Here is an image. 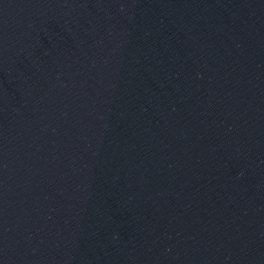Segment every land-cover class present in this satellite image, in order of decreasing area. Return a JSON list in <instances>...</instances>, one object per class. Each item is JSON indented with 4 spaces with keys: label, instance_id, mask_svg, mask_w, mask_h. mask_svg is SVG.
I'll return each mask as SVG.
<instances>
[{
    "label": "water",
    "instance_id": "obj_1",
    "mask_svg": "<svg viewBox=\"0 0 264 264\" xmlns=\"http://www.w3.org/2000/svg\"><path fill=\"white\" fill-rule=\"evenodd\" d=\"M0 264H264V0H0Z\"/></svg>",
    "mask_w": 264,
    "mask_h": 264
}]
</instances>
